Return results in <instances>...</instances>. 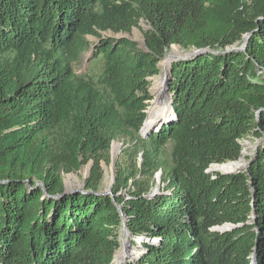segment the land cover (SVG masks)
I'll list each match as a JSON object with an SVG mask.
<instances>
[{
  "label": "trees",
  "instance_id": "obj_1",
  "mask_svg": "<svg viewBox=\"0 0 264 264\" xmlns=\"http://www.w3.org/2000/svg\"><path fill=\"white\" fill-rule=\"evenodd\" d=\"M141 20L143 48L101 36ZM171 46L206 51L171 64L172 116L145 138ZM88 52L93 77L76 71ZM246 136L260 143L245 170L208 172ZM115 141L130 164L99 194ZM90 162L64 194L63 175ZM122 216L135 264H264V0H0V264H112Z\"/></svg>",
  "mask_w": 264,
  "mask_h": 264
},
{
  "label": "rangeland",
  "instance_id": "obj_2",
  "mask_svg": "<svg viewBox=\"0 0 264 264\" xmlns=\"http://www.w3.org/2000/svg\"><path fill=\"white\" fill-rule=\"evenodd\" d=\"M149 30H150V26L148 25V23L143 21V20H141V21H139L138 26L133 28L132 31L129 34L114 35V34H112L110 32H107V33H101V36L104 37V38H107V37H117V38L118 37H126V38H129L130 40L136 42L140 48L141 47L143 48L145 46L144 45V33L149 31ZM248 39H249V35L248 34H244L242 36V40H241L244 43H238V44H235V45H233L231 47H227L225 49V52H232V51H240V50H242L245 42L248 41ZM87 40L90 42L91 46H93V44H95L97 42V39H95L93 37H88ZM175 51L177 53H179L180 55L181 54L182 55H181L180 58H176L173 62H176L178 60H182L183 59L182 57H184L186 54L194 53L197 50L190 49V51H184L180 46H171L170 48H168L166 50L163 58L167 55V53H169V52L173 53ZM219 51H221V50H219ZM89 55H90V52L85 54L82 57L80 64L76 67V71H77V73L79 75H89V76L93 77V75H98L99 74V72H100V70L102 68V63L99 62V61L96 62V61L91 60L89 58ZM163 58L161 60H163ZM156 77H158V76H156ZM156 77H153V78L150 79L149 92H150V95H151L152 99H154V97H153V94L151 92V88H152V85H153V81H154V79ZM152 99L148 102V105H150L152 103V101H153ZM143 137L146 138V136H143ZM113 143H116V144L120 145V151H119L118 155L115 157V159L112 157V154L110 152L109 162H102V164H101L102 171H103V177H102V181H101L100 187L98 189V193L99 194L110 195L112 186H113L114 181H115L116 172L118 171V169H117L118 166L122 167V168H126L130 164V160H129V158L131 157L130 150L129 151L126 150L127 147H123L122 148L121 147L122 143H120V142H116L115 141ZM240 143H241V146H242L241 157H240V159L238 161L231 162V163H240L241 167L238 168V169H235L233 171H230L227 174L235 173V172L242 171V170L246 169L250 159L254 155V152H255V149H256L257 145L260 143V140L254 138L253 136H246L243 139H241ZM170 148L171 147L169 145L167 147L166 151H165L164 159H166V160L169 158ZM139 157H140V154L138 155V163L140 164L141 160L139 159ZM222 165H224V164H222ZM225 165H228V163H226ZM91 166H92V164L90 162V163L82 166L81 169L78 172H76V173H70V174L63 175L64 189L68 190L69 192L82 191L84 189V183H85V180L87 179V177L89 175ZM213 166H217V165H213ZM218 166H220V165H218ZM210 168L208 170L209 173L225 174L223 172L210 171ZM141 180L143 181L144 179H141ZM150 184H151V189H150L149 194L150 193L152 194L154 191L155 192L156 191L160 192L162 189L165 188V184H163L162 181H161V173L159 171L155 174V176H154L153 180L150 182ZM128 189L123 190L122 191V195H126ZM158 192H156V194ZM122 228H121V233L124 231ZM230 228H231L230 226H224L223 230L228 231L227 229H230ZM219 230H222V229H219ZM120 239H121V237H119V244H120ZM138 240L139 239H137V241ZM129 241H130V239H129ZM130 245H132L131 241H130ZM132 249H133L134 252L139 253V251H137L138 249H135V248H132ZM120 251H121V244H120V247H119L118 251L116 252V255L114 257V261H115L116 256L120 253ZM138 259L139 258H137V260L135 259L134 261L133 260H131V261L128 260L125 264H133V263L135 264V263H137ZM112 264H115V263H112Z\"/></svg>",
  "mask_w": 264,
  "mask_h": 264
},
{
  "label": "bare ground",
  "instance_id": "obj_3",
  "mask_svg": "<svg viewBox=\"0 0 264 264\" xmlns=\"http://www.w3.org/2000/svg\"><path fill=\"white\" fill-rule=\"evenodd\" d=\"M181 55L176 51L173 53L169 52L159 63V68L161 70V73L153 81L151 92L153 94L154 99L147 109V117L140 131L142 136H146L147 134H150L151 132L155 131L161 126V123L166 118L170 119L172 116L171 97L168 93L170 66L172 62L176 58H180ZM119 151H120V146L116 143H113L111 146V154L114 159L118 155ZM240 167H241L240 163H228V165L224 164L220 166L212 165L210 171L229 173L230 171H233ZM223 228L224 227L219 229H223ZM120 235H121L120 236L121 251L116 256L115 261H113V263L125 264L128 260L130 261L131 260L134 261L135 259L137 260V258L141 256L142 250L138 246L132 245V248L138 249L137 251H139V253L133 251V249L130 246L128 232L123 231ZM139 242L140 241L138 240L137 243Z\"/></svg>",
  "mask_w": 264,
  "mask_h": 264
},
{
  "label": "water",
  "instance_id": "obj_4",
  "mask_svg": "<svg viewBox=\"0 0 264 264\" xmlns=\"http://www.w3.org/2000/svg\"><path fill=\"white\" fill-rule=\"evenodd\" d=\"M246 44H247V41L245 42V44H244V46H246ZM206 50H204V51H202V50H197L196 52H194V53H188V54H186L184 57H182L183 59H185V58H187V57H190V56H192V55H194V54H201V52H205ZM168 118H166L162 123H167L168 122ZM120 146V145H119ZM225 174H227V173H225ZM75 192H77V191H75ZM71 193H73V192H69L68 190H66V189H64V194H71ZM107 195V194H106ZM227 226H230V225H227ZM231 227V226H230ZM215 230H218V231H221V232H224V231H226V230H219V229H215ZM227 230H229V229H227ZM114 261V260H113ZM113 263V262H112Z\"/></svg>",
  "mask_w": 264,
  "mask_h": 264
},
{
  "label": "built area",
  "instance_id": "obj_5",
  "mask_svg": "<svg viewBox=\"0 0 264 264\" xmlns=\"http://www.w3.org/2000/svg\"><path fill=\"white\" fill-rule=\"evenodd\" d=\"M156 192H158V191H156ZM156 192L154 191L152 194L151 193L148 194V197L149 198L154 197L156 195ZM122 227H123L122 229L127 232L126 221H125V218L123 216H122ZM155 240H156L155 238L152 239V241H155Z\"/></svg>",
  "mask_w": 264,
  "mask_h": 264
}]
</instances>
